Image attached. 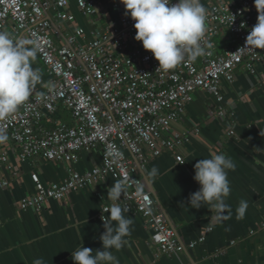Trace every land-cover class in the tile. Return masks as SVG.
Segmentation results:
<instances>
[{"label": "built area", "instance_id": "obj_1", "mask_svg": "<svg viewBox=\"0 0 264 264\" xmlns=\"http://www.w3.org/2000/svg\"><path fill=\"white\" fill-rule=\"evenodd\" d=\"M102 1L0 0V30L38 44L39 59L52 79L43 92L33 93L14 114L0 119V132L8 137L0 143V168L5 166L19 181V170L10 163L11 153L20 163L40 157L66 167L67 176L62 181L47 185L37 172H31L34 189L16 202L21 211L40 210L51 199L64 202L72 191L95 184L106 175L116 180L127 176L129 186L117 202L126 205L129 214L145 220L153 256L184 253L202 243L212 227H206L196 240L183 243L152 196L143 173L148 161L163 152L184 163L181 148L198 129L179 132L172 125L184 115L197 91L210 94L216 104L212 114L228 122L223 139L236 137L231 125L233 104L225 102L221 85L231 84L236 70L254 76L257 85L264 82V74L256 70L264 62V49L245 47L258 13L253 0H210L202 44L207 41L213 45L211 54L195 61L186 54L175 69L163 71L152 53L134 39V21L120 0L110 1L117 19L98 20L106 12ZM72 2L93 26L88 38L84 39L79 26L64 35L59 26H53L52 11L59 23H75L69 9ZM223 33L229 35L231 45L220 51L217 38ZM59 112L67 113L70 123L57 120ZM44 121L54 125L47 126ZM96 149L101 163L91 171L77 172L73 164L79 153ZM117 151L122 157L114 160L109 153ZM138 185L143 188L142 195ZM8 187V180L0 176V188ZM96 195L104 200L100 192ZM111 203L102 204L99 218L103 223L101 217L107 214L103 209ZM145 205L152 208L151 215H144Z\"/></svg>", "mask_w": 264, "mask_h": 264}, {"label": "crops", "instance_id": "obj_2", "mask_svg": "<svg viewBox=\"0 0 264 264\" xmlns=\"http://www.w3.org/2000/svg\"><path fill=\"white\" fill-rule=\"evenodd\" d=\"M110 1H102V9L106 12L100 15L99 21L117 19L118 13L112 10ZM201 3L207 9L210 0H201ZM69 9L75 23H59L52 11L49 16L53 26H59L63 35L79 26L84 30V39L88 38L93 26L81 15L75 3L72 2ZM229 39L227 33L220 35L218 50L228 48L231 45ZM32 67L41 73L33 93H41L51 85L52 79L38 53ZM256 70L258 74H264V62L258 64ZM234 76L231 84L223 83L221 88L225 102L233 104L231 125L236 137L223 139L228 122L212 114L216 109L214 98L197 91L186 105L184 115L172 125V129L179 132L198 129L181 148L184 163H177L173 155L163 152L148 161L143 173L148 189L183 243L196 240L208 226L212 227L211 231L205 233L202 243L184 253L155 258L147 244L151 232L145 220L125 213L133 224L131 234L124 237L123 247L119 251L112 250L119 264H264V82L257 85V79L243 70H236ZM57 120L70 123L65 112H59ZM44 124L53 126L54 122L44 121ZM219 153L230 157L236 168L228 171L231 192L225 200L231 218L217 222L207 205L194 209L187 203L190 194L200 187L193 179L194 164ZM9 159L19 170L20 179H13L5 166L0 168V176L9 182L8 188H0V264H33L36 258H43L45 264H75L71 254L80 243L94 249L93 254L102 248L99 237L104 231V223L99 214L104 201L111 202L107 191L116 179L106 175L95 184L72 191L64 202L51 199L40 210L21 211L16 202L34 189L31 172H37L40 181L47 185L62 181L67 170L62 164L40 157L20 163L11 153ZM100 163L98 149L89 153L82 151L73 168L84 173ZM153 166L158 168L154 179L146 175ZM97 192L104 200L97 198ZM241 200L248 202V208L244 218L237 219L236 208ZM231 241L234 243L230 244Z\"/></svg>", "mask_w": 264, "mask_h": 264}, {"label": "clouds", "instance_id": "obj_3", "mask_svg": "<svg viewBox=\"0 0 264 264\" xmlns=\"http://www.w3.org/2000/svg\"><path fill=\"white\" fill-rule=\"evenodd\" d=\"M125 13L134 21V39L142 43V47L152 53L158 61V68L169 71L179 66L190 54L195 61L198 57L210 55L213 45L203 41L206 29L207 9L201 0H120ZM257 10V22L251 27L245 38V47L264 49V0H253ZM234 20V17L232 21ZM241 27L244 24L241 23ZM31 44V47L26 45ZM39 45L13 37L11 33L0 30V119L14 114L27 102L33 94L35 86L41 80V73L32 67L39 52ZM5 133L0 132V143L7 141ZM114 160L122 157L120 152H110ZM193 179L200 185L190 194L187 205L199 209L207 205L214 213L217 222L231 218V210L225 203L231 188L228 171H234L236 164L224 153L212 154L211 158H203L194 164ZM154 179L158 168L153 166L146 173ZM130 178L125 176L112 184L107 191V198L112 201L103 211L109 218H102L104 231L99 239L101 249L80 246L72 251L71 258L75 264H119L113 249L119 251L124 237L130 235L133 220L125 215L129 208L117 201L129 186ZM138 193L143 188L138 185ZM186 205V206H187ZM248 202L241 200L236 208V218L243 219ZM144 215L152 213V208L145 205ZM225 213H228L227 215ZM112 222H115L113 224ZM33 264H45L43 258H36Z\"/></svg>", "mask_w": 264, "mask_h": 264}, {"label": "rangeland", "instance_id": "obj_4", "mask_svg": "<svg viewBox=\"0 0 264 264\" xmlns=\"http://www.w3.org/2000/svg\"><path fill=\"white\" fill-rule=\"evenodd\" d=\"M82 26H83V24H82ZM235 77V76H234ZM176 235H177V237H179V235L177 234V232H176ZM185 251H188V249H186Z\"/></svg>", "mask_w": 264, "mask_h": 264}, {"label": "water", "instance_id": "obj_5", "mask_svg": "<svg viewBox=\"0 0 264 264\" xmlns=\"http://www.w3.org/2000/svg\"><path fill=\"white\" fill-rule=\"evenodd\" d=\"M152 194V193H151ZM152 196H153V194H152Z\"/></svg>", "mask_w": 264, "mask_h": 264}]
</instances>
